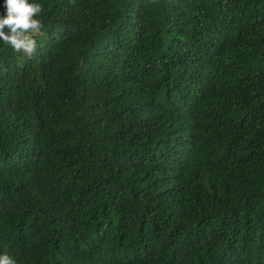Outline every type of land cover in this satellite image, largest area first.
I'll list each match as a JSON object with an SVG mask.
<instances>
[{"label": "trees", "instance_id": "trees-1", "mask_svg": "<svg viewBox=\"0 0 264 264\" xmlns=\"http://www.w3.org/2000/svg\"><path fill=\"white\" fill-rule=\"evenodd\" d=\"M29 2L36 52L0 41V254L264 264V0Z\"/></svg>", "mask_w": 264, "mask_h": 264}, {"label": "clouds", "instance_id": "clouds-1", "mask_svg": "<svg viewBox=\"0 0 264 264\" xmlns=\"http://www.w3.org/2000/svg\"><path fill=\"white\" fill-rule=\"evenodd\" d=\"M3 14H0V41L9 45L15 52L31 56L36 52L35 35L43 27L38 17L43 12L40 3L29 0H4ZM29 30H32L31 32ZM0 264H16L5 252L0 254Z\"/></svg>", "mask_w": 264, "mask_h": 264}]
</instances>
